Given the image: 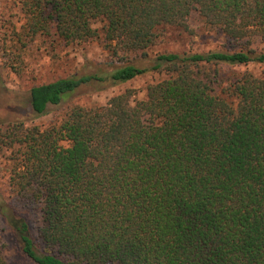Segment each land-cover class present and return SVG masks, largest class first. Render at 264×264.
<instances>
[{
    "label": "trees",
    "instance_id": "1",
    "mask_svg": "<svg viewBox=\"0 0 264 264\" xmlns=\"http://www.w3.org/2000/svg\"><path fill=\"white\" fill-rule=\"evenodd\" d=\"M7 8L23 22L11 27L20 41L99 40L111 59L106 71L33 85L35 117L86 86L165 78L143 100L127 90L45 125L0 114L8 153L0 264L9 242L30 264H264V78L243 70L264 66L256 48L264 0H12ZM194 16L228 45L148 57L167 28L194 32ZM30 211L40 215L36 237Z\"/></svg>",
    "mask_w": 264,
    "mask_h": 264
},
{
    "label": "rangeland",
    "instance_id": "2",
    "mask_svg": "<svg viewBox=\"0 0 264 264\" xmlns=\"http://www.w3.org/2000/svg\"><path fill=\"white\" fill-rule=\"evenodd\" d=\"M11 1L0 0V114L4 118L18 119L30 126L45 125L59 121L70 106L78 105L86 108L102 106L113 96L127 90L132 92V100H143L147 87L165 78L164 74L149 72L121 85L86 86L69 95L58 106L51 107L45 115L35 117L27 107L28 91L33 85L48 83L77 73L106 71L111 59L103 50L99 40L80 47L65 46L57 38L41 36L30 42L24 38L22 41L18 40L12 34L11 27L13 25L17 32L21 31L19 27L23 22L17 15L14 18L10 17L7 6ZM14 12L17 13V10L15 9ZM94 27L100 30L101 24L96 23ZM191 27L194 31L191 34L180 29L167 28L161 40L148 50V57L152 58L162 52L181 53L188 50L206 52L228 45V41L222 35L204 28L195 16L192 17ZM256 48L264 50V45H257ZM137 61L139 65H147L146 61ZM243 70L264 78L262 65L253 64ZM7 154L4 150L0 151V175L1 169L7 163ZM3 181L0 176V187ZM27 218L33 236L36 237L40 215L36 211H30ZM0 234L5 236L8 234L2 219H0ZM5 255L8 264H30L20 256L11 242Z\"/></svg>",
    "mask_w": 264,
    "mask_h": 264
}]
</instances>
